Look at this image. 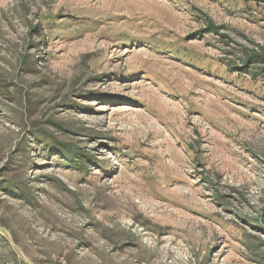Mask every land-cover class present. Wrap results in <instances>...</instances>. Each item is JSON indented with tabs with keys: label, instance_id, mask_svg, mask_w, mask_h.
Returning <instances> with one entry per match:
<instances>
[{
	"label": "rangeland",
	"instance_id": "rangeland-1",
	"mask_svg": "<svg viewBox=\"0 0 264 264\" xmlns=\"http://www.w3.org/2000/svg\"><path fill=\"white\" fill-rule=\"evenodd\" d=\"M261 50L264 0H0V264H264Z\"/></svg>",
	"mask_w": 264,
	"mask_h": 264
},
{
	"label": "trees",
	"instance_id": "trees-1",
	"mask_svg": "<svg viewBox=\"0 0 264 264\" xmlns=\"http://www.w3.org/2000/svg\"><path fill=\"white\" fill-rule=\"evenodd\" d=\"M248 58H251L252 61L254 62H263L264 63V51L261 50V51H252V54L251 55H247ZM29 107H27L28 109ZM30 110V108H29ZM32 124V123H30ZM31 132L34 134V135H37L39 137H41V139L43 138H46V132L41 129L39 126L36 127V125H31ZM61 150H64V149H61ZM66 153V156H68L70 154V150H66L65 151Z\"/></svg>",
	"mask_w": 264,
	"mask_h": 264
}]
</instances>
